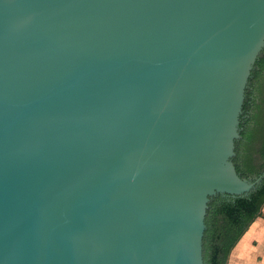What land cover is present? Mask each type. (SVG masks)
Returning a JSON list of instances; mask_svg holds the SVG:
<instances>
[{"label":"water","instance_id":"water-1","mask_svg":"<svg viewBox=\"0 0 264 264\" xmlns=\"http://www.w3.org/2000/svg\"><path fill=\"white\" fill-rule=\"evenodd\" d=\"M264 0H0V264H204Z\"/></svg>","mask_w":264,"mask_h":264},{"label":"trees","instance_id":"trees-1","mask_svg":"<svg viewBox=\"0 0 264 264\" xmlns=\"http://www.w3.org/2000/svg\"><path fill=\"white\" fill-rule=\"evenodd\" d=\"M231 160L241 178L260 179L246 194L210 197L202 238L204 264H227L229 255L264 205V46L253 65L239 116Z\"/></svg>","mask_w":264,"mask_h":264},{"label":"rangeland","instance_id":"rangeland-1","mask_svg":"<svg viewBox=\"0 0 264 264\" xmlns=\"http://www.w3.org/2000/svg\"><path fill=\"white\" fill-rule=\"evenodd\" d=\"M263 213L264 205L261 210V214ZM255 220L232 249L227 264H257L264 260V239L259 237L262 230L261 227H256ZM252 228H256L255 233L251 232Z\"/></svg>","mask_w":264,"mask_h":264},{"label":"crops","instance_id":"crops-1","mask_svg":"<svg viewBox=\"0 0 264 264\" xmlns=\"http://www.w3.org/2000/svg\"><path fill=\"white\" fill-rule=\"evenodd\" d=\"M255 225H256V227H261V230H262L261 234L262 235L259 237H261L260 239L263 240L264 239V213L255 220ZM255 231H256V228L251 229L252 233H255ZM257 264H264V260H262L261 262H259Z\"/></svg>","mask_w":264,"mask_h":264}]
</instances>
